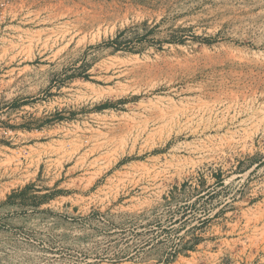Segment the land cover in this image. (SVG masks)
Returning a JSON list of instances; mask_svg holds the SVG:
<instances>
[{
    "label": "rangeland",
    "instance_id": "374dc122",
    "mask_svg": "<svg viewBox=\"0 0 264 264\" xmlns=\"http://www.w3.org/2000/svg\"><path fill=\"white\" fill-rule=\"evenodd\" d=\"M0 264H264V0H0Z\"/></svg>",
    "mask_w": 264,
    "mask_h": 264
},
{
    "label": "bare ground",
    "instance_id": "6f19581e",
    "mask_svg": "<svg viewBox=\"0 0 264 264\" xmlns=\"http://www.w3.org/2000/svg\"><path fill=\"white\" fill-rule=\"evenodd\" d=\"M3 207V206H2ZM4 211V210H3ZM6 211V210H5ZM8 211V210H7ZM33 211V210H32ZM22 212V211H21ZM17 213V212H16ZM31 216H32V214H31ZM5 217V216H4ZM8 217V216H7ZM19 220V219H18ZM46 220H48V219H46ZM50 222V221H49ZM5 223V222H4ZM44 223V222H43ZM44 225V224H43ZM10 226V225H9ZM34 226V225H33ZM45 226V225H44ZM30 227V226H29ZM51 228V227H50ZM62 229V228H61ZM53 230V229H52ZM56 230V229H55ZM50 231V230H49ZM58 231H60V230H58ZM61 233V232H60Z\"/></svg>",
    "mask_w": 264,
    "mask_h": 264
},
{
    "label": "trees",
    "instance_id": "16d2710c",
    "mask_svg": "<svg viewBox=\"0 0 264 264\" xmlns=\"http://www.w3.org/2000/svg\"><path fill=\"white\" fill-rule=\"evenodd\" d=\"M104 106H110V103H104Z\"/></svg>",
    "mask_w": 264,
    "mask_h": 264
}]
</instances>
